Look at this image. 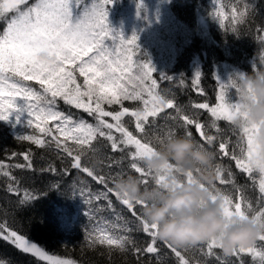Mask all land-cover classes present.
Wrapping results in <instances>:
<instances>
[{"label": "snow or ice", "instance_id": "obj_1", "mask_svg": "<svg viewBox=\"0 0 264 264\" xmlns=\"http://www.w3.org/2000/svg\"><path fill=\"white\" fill-rule=\"evenodd\" d=\"M112 2L0 0V23L3 24L0 29V121L7 123L15 114V123L19 124L21 117L26 116L24 127L32 131L16 139L40 149L53 150L62 165L67 159L66 166L57 168L54 163H49L40 169L41 172L68 175L70 170H76L101 186L93 190L90 185L85 186L83 180L75 179L70 185L72 196H79L86 206L84 215L92 227L86 230L85 239L91 250L105 248L109 258L114 251L122 254L131 252L137 264H140L141 257H152L156 264H161L163 250H167L165 255L172 254L177 264H210L212 260L218 264H232V258H235V264H245L244 255L264 264V248L257 245V241L264 242V231L252 245L234 248L230 255L221 252L218 237L190 247L176 248L159 239L157 226L144 220L141 213L142 207L146 206L144 202H130L113 190L115 181L127 175L136 176L144 187L194 183L199 168L184 172L168 163L159 175H154L141 163L145 156L154 154L157 145L165 139L186 136L197 147L208 151L215 149L211 152L216 179L206 190L213 203L220 200L226 227L231 226L235 216L241 222L251 219L264 230V166L254 167L252 164L255 127L237 128L233 123L237 117L244 119L239 87L244 74H235L226 83L215 76L218 91L214 105L209 102L191 103L194 110L207 113V124L196 112L186 114L184 106L178 105L168 94L169 90L161 89V82H174L177 78L156 77L151 61L140 58L137 34L134 32L125 39L120 31L109 26L107 8ZM240 3L241 0H237V4L231 6L228 25L225 24L227 15L222 7L218 6L212 14L222 29L237 36L239 26L247 23L248 14L254 8L246 0H243V7L238 6ZM136 7L139 17L143 9L140 0H137ZM259 31H264V28ZM258 42L264 46V35L258 36ZM259 61L264 65V47L259 52ZM252 67L255 74L264 72L259 71L256 64ZM201 76V72L196 70L191 84L193 90L202 96L204 91L199 87ZM180 77L177 86L185 84L183 76ZM231 89L235 90L234 96L230 94ZM61 101L69 109L87 114L92 118L91 122L71 111L61 110ZM126 101L136 103L127 107ZM161 114H165V120H172L177 125L164 130L163 135L157 130ZM220 122L226 124L222 126ZM100 140L106 141L110 148V153H104V159L98 161L108 168L107 174L98 173L84 163L89 153L102 152L98 144ZM117 153L120 155H115ZM17 155L22 156L23 163L0 160V177L7 178L9 183L5 190L18 197V206L26 207L39 197L22 187L20 178L13 173L14 170L35 171L36 168L34 157L28 152L12 153L7 160L14 161ZM225 158L234 162L235 169L252 186L258 185L255 203L246 195L247 185L238 183L232 166L225 164ZM200 187L205 188V185ZM50 189L59 191L60 184L53 183ZM112 197L122 209L116 208ZM105 211L111 214V218L101 215ZM141 235L145 238L143 241ZM0 239L43 264H79L72 258L50 253L10 229L6 223H0ZM189 252H199L204 259L194 261L185 255ZM0 264L8 262L0 260Z\"/></svg>", "mask_w": 264, "mask_h": 264}, {"label": "trees", "instance_id": "obj_2", "mask_svg": "<svg viewBox=\"0 0 264 264\" xmlns=\"http://www.w3.org/2000/svg\"><path fill=\"white\" fill-rule=\"evenodd\" d=\"M88 2L90 3L91 0ZM140 2L143 4V9L137 17V0H113L111 6L107 8L108 24L113 30L120 31L125 39L134 32L137 34L140 58L151 61L156 77L164 75L177 78L174 82H161V89L169 90L168 94L178 105L184 106L183 111L186 114L193 115L196 112L201 121L207 124V113L204 110H194L191 103L215 104V95L218 91L215 76L219 79L224 78L226 83L228 80L226 75L231 77L241 73L255 74L253 64L257 65L259 71H264V65L259 61V52L264 46L258 42V36L264 35V31H259L264 28V0H246L248 4L254 5V8L248 14L247 23L239 26V36L222 29L212 17V7L216 4L222 7L227 15L225 24H230L231 6L237 4V0H140ZM238 6L243 7V0ZM131 22H134L132 28ZM2 28L3 24L0 23V29ZM163 47H168L170 52L166 53L162 60L159 56ZM196 70L202 74L199 85L204 91L202 96L193 90L191 84ZM180 76L185 79L183 86H177ZM234 93L235 90L231 89L230 94L234 95ZM135 103L126 101L125 106L133 107ZM59 107L65 112L78 114L90 122L92 120L85 113H77L76 109H69L62 101ZM113 108L116 109L118 106ZM164 115L161 114L157 121L160 135H163L167 128L177 126L172 120H165ZM25 120L26 116L21 117L20 123L16 124L13 114L7 123L0 121V160L23 163L21 155H17L14 161H8L7 158L12 153L28 152L32 155L36 170H14L13 174L20 178L22 187L32 190L39 198L26 207H19L18 197L10 195L5 190L9 183L7 178L0 177V223H6L10 229L23 234L50 253L72 258L79 264H137L131 252L122 254L114 251L109 258L105 248L91 250L87 246L86 230L92 225L84 215L86 206L79 196H72L73 190L70 185L75 179L83 180L85 186L90 185L93 190L101 186L96 185L86 174L76 170H70L68 175L41 172L40 169L49 163H54L57 168L66 166L67 159L62 165L53 150L40 149L29 142L17 140L16 137L32 131L24 127ZM220 123L222 126L226 124V122ZM132 130L134 131V124ZM191 130L195 135V129ZM178 131L182 133V130L178 129ZM205 131H209L207 127ZM98 144L102 147V152L95 155L89 153L84 163L98 173L102 171L107 174L108 168L98 161L104 159V153H110V148L106 146V141L100 140ZM209 150L215 151V149ZM224 162L232 166L238 183L247 185L246 195L255 203L259 194L258 185L252 186L245 176L235 169L234 162L228 161L227 158ZM258 178L257 175V180ZM53 183L60 184L59 191L50 189ZM235 195L233 191L234 198ZM112 199L116 208L122 209L115 198ZM101 215L111 218V214L107 211ZM125 215H127L126 211ZM140 239L143 241L145 238L141 235ZM257 245L264 248V242L257 241ZM166 252L167 250H163L160 254L161 264H177L172 254L165 255ZM185 255L194 261L204 259L199 252H189ZM243 259L245 264H259L249 255H244ZM0 260L7 261L8 264H43L30 255L21 253L2 239H0ZM149 260L151 264H156V260L152 257H141L140 264H148ZM210 264H218V261L212 260ZM232 264H235V258H232Z\"/></svg>", "mask_w": 264, "mask_h": 264}, {"label": "clouds", "instance_id": "obj_3", "mask_svg": "<svg viewBox=\"0 0 264 264\" xmlns=\"http://www.w3.org/2000/svg\"><path fill=\"white\" fill-rule=\"evenodd\" d=\"M244 76L239 81L244 119L237 117L233 123L237 128L255 127L252 164L264 166V72ZM212 162L213 153L197 147L186 136L167 138L141 163L154 175H159L168 163L184 172L199 168L194 183L144 187L136 176L127 175L115 181L113 190L130 202H144L146 206L141 209L144 220L156 225L157 237L173 247H190L218 237L221 252L230 255L234 248L252 245L264 230L251 219L241 222L235 216L231 226L226 227L220 200L213 203L206 190L216 179Z\"/></svg>", "mask_w": 264, "mask_h": 264}, {"label": "rangeland", "instance_id": "obj_4", "mask_svg": "<svg viewBox=\"0 0 264 264\" xmlns=\"http://www.w3.org/2000/svg\"><path fill=\"white\" fill-rule=\"evenodd\" d=\"M217 7H218V5H216V4L212 7V9H213V13L217 10ZM133 23H134V22H131V24H130V27H131V28L133 27ZM169 52H170V50H169L168 47H163L162 52H160V56H159V58H161V59L163 60L165 54H166V53H169ZM227 73H229V72H227ZM219 80H220L221 82L225 83V79H224V78H221V79H219Z\"/></svg>", "mask_w": 264, "mask_h": 264}, {"label": "flooded vegetation", "instance_id": "obj_5", "mask_svg": "<svg viewBox=\"0 0 264 264\" xmlns=\"http://www.w3.org/2000/svg\"><path fill=\"white\" fill-rule=\"evenodd\" d=\"M228 79V78H227ZM233 95V94H232Z\"/></svg>", "mask_w": 264, "mask_h": 264}]
</instances>
